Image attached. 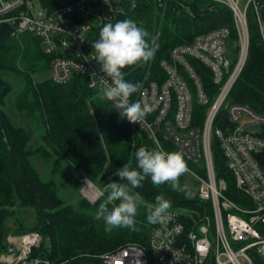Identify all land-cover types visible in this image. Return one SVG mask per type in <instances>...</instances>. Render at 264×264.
Here are the masks:
<instances>
[{"label": "trees", "instance_id": "obj_1", "mask_svg": "<svg viewBox=\"0 0 264 264\" xmlns=\"http://www.w3.org/2000/svg\"><path fill=\"white\" fill-rule=\"evenodd\" d=\"M38 1L48 12L66 3ZM126 18L135 20L149 32L150 43L155 40L152 46L157 50L153 59L123 70L129 82L143 86L153 81L162 82L165 74L160 62L168 60L175 47L191 43L196 36L224 27L230 32L232 44L237 39L231 11L211 0H163L161 4L141 0L132 8L124 7L116 21ZM261 18L264 22V8ZM102 27L90 32L92 45ZM248 29V56L229 100L264 114V46L254 20L253 25L248 24ZM11 30L10 24H0L1 245L8 237L37 232L44 239L40 250L51 264H103L101 255L129 244H147L149 234L157 226L147 223V206L155 204L158 194L170 199V211L177 212L189 225L197 214L209 213L208 206L199 201L185 175L180 182L182 185L187 182L195 192L191 199L184 193L173 192L168 184L156 187L147 178L143 187L133 190L144 200L136 217L140 230L116 228L106 232L104 221L95 218L99 203L107 195L104 190L111 182L127 183L114 173L125 165L136 168V151L142 146L153 149L151 142L145 132L136 130L127 117L91 90L84 76L75 74L63 85L51 80L34 83L36 61L43 59L49 69V59L42 53L37 38L26 33L14 38ZM190 62L206 95L212 98L216 88L210 71L197 62ZM137 93L130 99L135 100ZM205 114L206 107L195 104L193 124L201 123ZM223 118L221 112L214 126H220ZM211 151L216 177L227 184L225 195L243 203L244 198L234 186L216 138L211 141ZM51 154L65 160L75 170L74 188L78 189L80 180L87 178L103 195L94 204L83 199L74 204L65 203L58 196L54 182L43 179L33 164L34 158L47 160ZM26 211L34 220L31 224L21 219ZM255 264H264V261L256 259Z\"/></svg>", "mask_w": 264, "mask_h": 264}, {"label": "built area", "instance_id": "obj_2", "mask_svg": "<svg viewBox=\"0 0 264 264\" xmlns=\"http://www.w3.org/2000/svg\"><path fill=\"white\" fill-rule=\"evenodd\" d=\"M141 0H73L48 12L38 0H0V24L12 26L11 37L30 34L37 38L42 53L49 59L50 79L66 84L73 75L84 76L88 87L101 95L111 83L94 59L96 53L89 34L107 22L115 23L126 6ZM161 4L163 0H154ZM232 13L237 39L230 40L227 28H216L196 36L189 44L175 47L168 60L160 62L165 79L150 82L130 102H148L153 112L140 123L152 148L185 153L189 172L199 201L208 206L193 217L188 226L177 212L167 229L157 225L147 244H129L100 256L103 264H255L264 261V114L243 104L232 103L229 95L248 56L247 11L255 21L264 46V0H211ZM86 57V59H85ZM207 68L215 93L206 95L192 63ZM96 77L93 79L92 73ZM104 76V77H103ZM103 77V78H101ZM93 79V80H92ZM107 100V99H106ZM115 108V101L107 100ZM206 107L201 123L193 124V107ZM116 109V108H115ZM122 112L123 109H116ZM223 112L220 126L217 116ZM216 138L235 188L243 203L229 199L227 184L217 178L211 151ZM87 178L80 180V195L94 204L103 192ZM43 237L26 233L8 237L0 244V264H51L43 256Z\"/></svg>", "mask_w": 264, "mask_h": 264}, {"label": "clouds", "instance_id": "obj_3", "mask_svg": "<svg viewBox=\"0 0 264 264\" xmlns=\"http://www.w3.org/2000/svg\"><path fill=\"white\" fill-rule=\"evenodd\" d=\"M149 35L138 22L126 18L115 23H105L99 38L93 43L96 53L94 59L99 61L101 71L111 81L101 90V99L115 101V108L123 109L119 112L127 117L130 123L142 124L154 110L146 101L130 102V97L140 92L143 85L139 82H129L123 71L126 67L141 65L154 58L157 49L152 46L154 39L152 43L149 42ZM92 77H96L95 72ZM135 158L138 162L136 168L125 165L114 173L127 183H108L104 190L107 193L106 198L99 203L96 210L95 218L104 221L106 232L116 228L133 232L140 230L136 217L138 209L144 205V200L139 192L133 190L143 187L147 178H150L156 187L168 184L173 192L184 193L189 199L195 197V192L189 188L187 182L183 185L180 182L181 176L189 172L182 150L166 151L159 144L153 149L142 146L136 151ZM171 207V200L164 194L156 195L155 204L147 206V223L159 225L166 230L172 219Z\"/></svg>", "mask_w": 264, "mask_h": 264}, {"label": "rangeland", "instance_id": "obj_4", "mask_svg": "<svg viewBox=\"0 0 264 264\" xmlns=\"http://www.w3.org/2000/svg\"><path fill=\"white\" fill-rule=\"evenodd\" d=\"M60 2L65 3L68 2V0H60ZM247 21L249 26L253 25L251 11H247ZM36 64L38 69L32 76L34 83L38 84L51 80L50 71L47 66H45L44 60L38 59ZM33 164L43 179L54 182L58 196L65 203L74 204L78 199L85 200L80 195V185L78 189L74 188L73 182L76 179V173L75 170L65 160L57 157L54 154H51V157H49L47 160L41 159L40 157L34 158ZM178 210L180 213L183 212V209ZM21 217V219L26 224H31L34 221L30 215V212L28 211L24 212Z\"/></svg>", "mask_w": 264, "mask_h": 264}]
</instances>
